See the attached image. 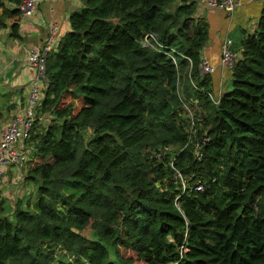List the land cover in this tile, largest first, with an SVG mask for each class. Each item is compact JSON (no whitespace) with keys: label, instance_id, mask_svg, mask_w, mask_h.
<instances>
[{"label":"trees","instance_id":"trees-1","mask_svg":"<svg viewBox=\"0 0 264 264\" xmlns=\"http://www.w3.org/2000/svg\"><path fill=\"white\" fill-rule=\"evenodd\" d=\"M81 1L24 139L35 197L0 194V264H264V1L217 95L194 0Z\"/></svg>","mask_w":264,"mask_h":264},{"label":"crops","instance_id":"crops-1","mask_svg":"<svg viewBox=\"0 0 264 264\" xmlns=\"http://www.w3.org/2000/svg\"><path fill=\"white\" fill-rule=\"evenodd\" d=\"M238 1L239 5L227 13L207 6L201 0H194L193 16L203 18L207 24V39L200 49V57L214 68L209 74L210 90L214 95L226 90L230 79L229 70L219 65L221 40L225 36L232 41L238 40L243 34L251 33L264 0ZM81 5V0H37L30 15L20 16L17 37L10 36L8 26L0 28V132L12 116L20 114L25 108L33 75L27 64L28 50L42 43L49 22L56 24L58 38L67 32L69 13ZM46 121L47 118L40 120L42 125ZM9 171L12 180L9 184H15L17 170L10 168Z\"/></svg>","mask_w":264,"mask_h":264},{"label":"built area","instance_id":"built-area-1","mask_svg":"<svg viewBox=\"0 0 264 264\" xmlns=\"http://www.w3.org/2000/svg\"><path fill=\"white\" fill-rule=\"evenodd\" d=\"M37 0H21L18 5L21 16L30 15ZM205 5L212 8L223 10L231 13L236 6L239 5L238 0H201ZM47 35L42 43L34 48H30L27 53V64L32 69L33 75L29 83L28 96L23 111L12 116L0 132V181L3 180L5 172L10 168L17 170L16 183H20L21 170L28 160V149L24 146V139L27 137L34 119L35 108L39 105L42 97L44 83V67L46 55L55 47L58 36L56 35V24L49 22L47 24ZM151 36V35H150ZM148 35L144 37L146 40ZM236 59V53L232 51L231 39L225 36L220 42L219 48V65L221 68L230 69ZM198 71L200 74L207 75L214 71L213 66L205 59L200 57L198 62ZM210 100L215 101V97L208 94ZM188 111V110H187ZM190 117V125L192 126V117ZM194 149L197 151L199 146ZM200 156V154H197ZM180 178V174L177 173ZM196 190H200L199 184L195 186Z\"/></svg>","mask_w":264,"mask_h":264},{"label":"rangeland","instance_id":"rangeland-1","mask_svg":"<svg viewBox=\"0 0 264 264\" xmlns=\"http://www.w3.org/2000/svg\"><path fill=\"white\" fill-rule=\"evenodd\" d=\"M228 87H229V82H227L226 84L227 89ZM9 177L10 176L5 175L3 180L0 182V194L8 197L9 200H11L12 198H17V199L22 198L23 200L26 197L27 200L31 203L35 197L34 188L31 191V186L26 187L22 185V188L20 189L18 182L17 184H11V183L9 184L10 181ZM70 189H71L70 186L67 185H63L61 188V190H64V192H69ZM51 264H75V262L69 254H66L61 249H58L55 251V257Z\"/></svg>","mask_w":264,"mask_h":264}]
</instances>
